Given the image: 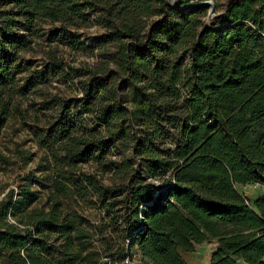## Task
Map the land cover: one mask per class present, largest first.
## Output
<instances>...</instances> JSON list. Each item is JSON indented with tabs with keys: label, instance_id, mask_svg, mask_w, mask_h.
<instances>
[{
	"label": "trees",
	"instance_id": "trees-1",
	"mask_svg": "<svg viewBox=\"0 0 264 264\" xmlns=\"http://www.w3.org/2000/svg\"><path fill=\"white\" fill-rule=\"evenodd\" d=\"M178 1L0 0V134L50 74L81 93L41 101L54 111L35 131L51 182L43 204L33 173L0 198V264H113L126 240L141 264H187L181 252L210 241L209 264H264V193L236 188L264 185V0L211 16ZM46 21L55 47L19 77ZM90 21L98 60L64 63L58 46L87 48ZM94 197L99 224L64 208Z\"/></svg>",
	"mask_w": 264,
	"mask_h": 264
},
{
	"label": "rangeland",
	"instance_id": "rangeland-1",
	"mask_svg": "<svg viewBox=\"0 0 264 264\" xmlns=\"http://www.w3.org/2000/svg\"><path fill=\"white\" fill-rule=\"evenodd\" d=\"M214 4L213 13H222L226 0H211ZM205 17L207 22L210 18ZM41 34L36 37L32 48L21 53V61L29 62L31 66L23 69L19 77L29 74L32 68L41 66L48 49L55 47V43L48 44L46 34L52 27L49 22H42ZM103 27L95 21H90L87 25L78 28V34L85 42L87 48L72 51L66 46L59 45L57 55L63 58L64 63L79 66L83 63H93L98 60V52L95 46L97 35ZM21 82V81H20ZM50 94H57L61 97L71 99L75 104L76 99L81 97V93L76 86L75 79H69L62 75L50 74L44 85H38L34 90L19 102V112L11 117L0 134V198L10 188L14 193L18 191V185L24 181L26 174L33 173L37 176L32 187L37 191V199L33 205L43 204L46 191L51 182L50 179V159L48 151L42 148L36 140L35 131L46 126L54 115L53 109H46L41 105V101L50 99ZM85 169L93 170L90 164L84 165ZM105 184L113 182L110 174L99 175ZM115 182H118L115 180ZM239 192L246 197L253 199L257 195L264 193V185L251 183L246 185H236ZM97 205L89 203L73 202L64 200V208L76 211L93 224H99L104 213L98 208V201L94 197ZM215 241L203 242L195 246L193 252H181L182 258L187 264H206L211 255L212 244ZM113 264H119L114 262Z\"/></svg>",
	"mask_w": 264,
	"mask_h": 264
},
{
	"label": "built area",
	"instance_id": "built-area-1",
	"mask_svg": "<svg viewBox=\"0 0 264 264\" xmlns=\"http://www.w3.org/2000/svg\"><path fill=\"white\" fill-rule=\"evenodd\" d=\"M129 240H126V249L124 250L123 257L119 261V264H141V259L138 251L136 249L128 248ZM102 260L110 261L108 257L101 258Z\"/></svg>",
	"mask_w": 264,
	"mask_h": 264
},
{
	"label": "water",
	"instance_id": "water-1",
	"mask_svg": "<svg viewBox=\"0 0 264 264\" xmlns=\"http://www.w3.org/2000/svg\"><path fill=\"white\" fill-rule=\"evenodd\" d=\"M168 2H169L172 6H175V5H177V4L179 3L178 0H168ZM193 4H195V3H194V2H188V3H186V4L182 5V6H183V7H187V6H190V5H193ZM198 4H200V5H204V6L208 7V15H209V14H214V13H213V6H214V4H213V2H212L211 0H200V1L198 2Z\"/></svg>",
	"mask_w": 264,
	"mask_h": 264
},
{
	"label": "crops",
	"instance_id": "crops-1",
	"mask_svg": "<svg viewBox=\"0 0 264 264\" xmlns=\"http://www.w3.org/2000/svg\"><path fill=\"white\" fill-rule=\"evenodd\" d=\"M216 242H213V244H212V248H211V254H212V252L215 250V248H216ZM206 264H209V261L206 263ZM242 264V263H241Z\"/></svg>",
	"mask_w": 264,
	"mask_h": 264
}]
</instances>
